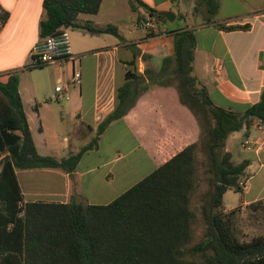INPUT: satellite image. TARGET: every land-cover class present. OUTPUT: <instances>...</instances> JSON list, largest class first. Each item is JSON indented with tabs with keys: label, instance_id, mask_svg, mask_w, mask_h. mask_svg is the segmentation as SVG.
<instances>
[{
	"label": "crops",
	"instance_id": "crops-1",
	"mask_svg": "<svg viewBox=\"0 0 264 264\" xmlns=\"http://www.w3.org/2000/svg\"><path fill=\"white\" fill-rule=\"evenodd\" d=\"M119 1L125 6L126 0H101L96 13H79L76 20L101 27L115 25L119 18L135 29H127L125 35L117 30L115 36L68 28L75 61L50 64L52 74L43 81L24 67L31 45L39 39L42 0H0V8L8 12L0 27V73H17L18 94L38 154L62 158L78 151L114 106L115 91L125 81L126 69L142 74L145 68H155L156 59L172 54V35L144 37L148 28L143 17H151L141 7L133 11L128 7L130 15L123 17L117 8ZM141 1L174 14L172 21L159 22L161 29H193L192 73L213 104L241 112L258 100L264 85V0H214L217 10L208 23L201 21L204 7L194 9L195 0ZM214 23L247 27L225 30ZM132 49L138 51L134 58ZM142 54L148 57L142 58ZM74 68L80 73L78 84L71 82ZM57 83L68 84V99H50ZM198 136V122L180 102L175 87L149 86L119 119L104 127L96 145L80 155L71 172L15 170L21 202L106 204L196 142ZM223 150L230 153L233 163L248 162L239 180L241 191L236 192L240 196L234 206H227L225 195L235 192L226 190L223 210L238 205L243 210L249 203L264 199V127L253 124L247 131L230 132Z\"/></svg>",
	"mask_w": 264,
	"mask_h": 264
},
{
	"label": "trees",
	"instance_id": "trees-1",
	"mask_svg": "<svg viewBox=\"0 0 264 264\" xmlns=\"http://www.w3.org/2000/svg\"><path fill=\"white\" fill-rule=\"evenodd\" d=\"M127 1L131 11L141 7L154 21L144 37L170 33L173 51L156 59L155 68H145L142 74L126 69L125 81L115 91L114 106L78 151L62 158L38 154L18 94L17 73H0L5 76L0 78V264H264V235L237 240L228 222L234 208L224 211L222 206L226 190L241 191L239 180L248 164L247 160L231 161L230 153L223 150L224 139L230 132L240 128L247 131L253 124L264 127V85L258 100L241 112L213 104L192 73L193 29H161L159 22L165 17L156 9L141 0ZM100 2L42 0L38 37L61 26L118 36L115 25L98 27L76 20L79 13H96ZM201 6L205 11L201 21L208 23L217 3L195 0L194 9ZM7 18L8 12L0 8V27ZM214 26L225 30L247 27L223 23ZM137 54L132 49L133 58ZM167 85L175 87L180 102L198 122L196 142L183 147L106 204L21 202L15 170L71 172L80 155L96 145L104 127L119 119L140 93L149 86ZM198 151L204 157L202 172L207 174L209 189L198 207L203 229L194 241L197 216L189 203L199 180Z\"/></svg>",
	"mask_w": 264,
	"mask_h": 264
},
{
	"label": "rangeland",
	"instance_id": "rangeland-1",
	"mask_svg": "<svg viewBox=\"0 0 264 264\" xmlns=\"http://www.w3.org/2000/svg\"><path fill=\"white\" fill-rule=\"evenodd\" d=\"M119 12H123V17L130 15V12L128 10V3L126 0L125 6L122 5L120 1L117 3ZM183 4V2H182ZM122 17V18H123ZM118 21L115 22L116 29L122 33V35L126 34L127 29H135L133 25L126 24L127 22L117 19ZM152 18H147V23L145 24L147 27H152L153 24ZM25 69H30L31 73L36 75L37 77H41L42 80L46 79L52 74L51 66L48 65H40V66H29L28 58L26 59ZM234 159V158H233ZM197 161H198V169H199V180L196 187V191L191 196L190 199V207L193 209L197 216V221L195 225V237L193 240H198L203 226L200 221V215H199V209L198 205L203 199V193L209 189L208 183H207V174L202 172L205 166L204 163V157L202 152H197ZM228 192L224 197V204L227 206H234L237 198L240 196V193H234ZM254 204L247 205L243 210H240V206L234 207V211L229 216V227L231 229V232L233 235L237 238L239 241H248L252 237L257 235H264V199L258 200L256 202H253Z\"/></svg>",
	"mask_w": 264,
	"mask_h": 264
},
{
	"label": "built area",
	"instance_id": "built-area-1",
	"mask_svg": "<svg viewBox=\"0 0 264 264\" xmlns=\"http://www.w3.org/2000/svg\"><path fill=\"white\" fill-rule=\"evenodd\" d=\"M66 60L74 62L75 57L71 52L68 28L62 26L53 33L39 38L28 51L29 66L48 65ZM79 78V70L72 69L71 82L78 84ZM67 89V83H57L53 86L50 99L55 101L68 99Z\"/></svg>",
	"mask_w": 264,
	"mask_h": 264
},
{
	"label": "water",
	"instance_id": "water-1",
	"mask_svg": "<svg viewBox=\"0 0 264 264\" xmlns=\"http://www.w3.org/2000/svg\"><path fill=\"white\" fill-rule=\"evenodd\" d=\"M157 14L164 16L168 21H172V19L174 18V14L168 10H157Z\"/></svg>",
	"mask_w": 264,
	"mask_h": 264
}]
</instances>
